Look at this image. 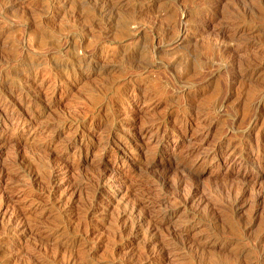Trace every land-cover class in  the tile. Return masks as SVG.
Instances as JSON below:
<instances>
[{
	"label": "rangeland",
	"instance_id": "rangeland-1",
	"mask_svg": "<svg viewBox=\"0 0 264 264\" xmlns=\"http://www.w3.org/2000/svg\"><path fill=\"white\" fill-rule=\"evenodd\" d=\"M0 264H264V0H0Z\"/></svg>",
	"mask_w": 264,
	"mask_h": 264
}]
</instances>
